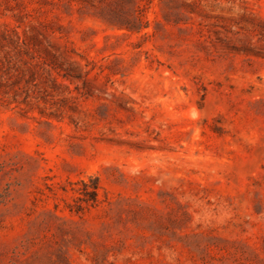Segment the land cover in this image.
Instances as JSON below:
<instances>
[{"label":"rangeland","instance_id":"1","mask_svg":"<svg viewBox=\"0 0 264 264\" xmlns=\"http://www.w3.org/2000/svg\"><path fill=\"white\" fill-rule=\"evenodd\" d=\"M0 264H264V0H0Z\"/></svg>","mask_w":264,"mask_h":264}]
</instances>
